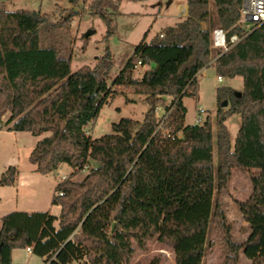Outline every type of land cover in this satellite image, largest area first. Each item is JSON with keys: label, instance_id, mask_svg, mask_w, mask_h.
<instances>
[{"label": "trees", "instance_id": "trees-1", "mask_svg": "<svg viewBox=\"0 0 264 264\" xmlns=\"http://www.w3.org/2000/svg\"><path fill=\"white\" fill-rule=\"evenodd\" d=\"M82 1L106 23V39L112 36L123 0ZM243 2L187 0L188 15L153 41L145 36L111 85V52L97 57L94 67L72 71L69 54L42 45L43 31L70 28L78 12L65 11L53 22L40 11L0 7V130L7 126L41 137L30 155L36 172L51 174L62 165L72 170L54 189L51 203L60 207L58 216L50 211L2 216L0 264H18L13 261L18 248H31L44 264H130L135 245L146 250L155 235L173 250L175 264H204L214 244L223 250V264H241L242 250L249 264H264V24L247 33ZM216 28L228 39L234 34L242 39L223 51L213 45ZM210 64L217 76H241L244 82L240 96L229 86L217 89L215 141L211 117L186 124L183 103L186 96H198V76ZM138 65L151 66L140 80L134 77ZM127 89L147 102L143 121L124 117L111 133L92 138L90 122ZM236 114L241 125L232 143L226 122ZM86 167L87 175L74 180ZM235 167L252 184L250 196L236 201L249 231L242 242L233 238L220 198ZM18 180V168L10 165L0 175V187ZM148 264H161V257Z\"/></svg>", "mask_w": 264, "mask_h": 264}, {"label": "rangeland", "instance_id": "rangeland-1", "mask_svg": "<svg viewBox=\"0 0 264 264\" xmlns=\"http://www.w3.org/2000/svg\"><path fill=\"white\" fill-rule=\"evenodd\" d=\"M186 1L123 0L119 8V14L116 16V32L112 36L107 37V39L106 23L99 16L92 14L89 8V1L84 3L80 0L78 5H74L71 0H0V7L8 11H40L42 14L50 16L53 22L61 19L65 11H67L66 15H68V11L78 12L69 24L70 28H62L58 25L43 31L42 45H55L62 53L69 54L72 58V71L87 65L94 67L97 57L111 52L114 61L111 78L108 80L111 85L113 79L132 56L135 46L145 36H147V41H153L164 29L173 26L176 21L181 20L177 15L178 6ZM89 30L94 32L87 37L86 34ZM150 68L151 66L149 65H138L134 71V77L139 80L142 79ZM198 80V96H186L183 98V103L187 110L185 123H202L209 115L213 122L215 141L216 112L219 105L217 89L218 87L229 86L241 91L244 84L243 78L241 76L235 78L222 77V81H218L215 67L210 64L200 72ZM199 107L204 110L200 115L198 112ZM147 109L148 104L144 97L127 89V94L116 95L102 107L98 117L90 122L88 134L92 138H98L111 133L113 124L124 117H131L142 122ZM158 114L163 116L164 109L160 108ZM9 116L10 114L6 113L3 119L6 121ZM226 124L230 130L232 143H234L237 131L241 125V116L238 114L233 115L228 118ZM164 127L163 129L167 132ZM7 129L8 127L6 126L3 130H0V175L8 166L15 165L19 170V175L30 180V184L28 187H21L18 190L16 186L0 187V195L2 197L0 202V223L3 215L14 211H48L51 206V195L55 193V182L62 179L63 176L69 177L72 172L67 165H62L57 172L51 174L44 175L36 172L35 165L30 162V155L38 137L33 136L29 132H15ZM88 171L89 169L86 167L73 179L82 180ZM251 192L252 184L249 176L241 168H233L229 187L221 193L220 198L228 220L233 226V238L240 242L246 239L249 231L243 228L246 222L236 201L246 200ZM56 212L57 208H52L51 213L55 214ZM216 236L215 224L211 222L209 237L213 239ZM154 256L161 257V264H175L173 250L159 241L157 235L148 240L146 250H141L135 245V253L130 264H148ZM29 257L30 254L23 249L16 252V259L22 261V263ZM33 258L35 261L33 263H43L40 257ZM223 261L224 253L219 244H214L207 249L204 264H223Z\"/></svg>", "mask_w": 264, "mask_h": 264}, {"label": "built area", "instance_id": "built-area-1", "mask_svg": "<svg viewBox=\"0 0 264 264\" xmlns=\"http://www.w3.org/2000/svg\"><path fill=\"white\" fill-rule=\"evenodd\" d=\"M241 12V22L248 30L247 33L252 31L254 28L264 24V0H244ZM179 15L182 17H186L188 15L187 6H183L181 8ZM241 39L242 37L237 34L232 35L228 39L226 32L222 28H216L213 32V45L217 48H221L223 51L228 50L232 45L236 44ZM217 79L218 81H222L221 76H217ZM198 112L199 115L200 113L204 112L203 108L199 107ZM160 127H162L163 129V122ZM65 178L66 176H63L62 179ZM57 195H62V193H57ZM27 250L28 252H32L31 248H27Z\"/></svg>", "mask_w": 264, "mask_h": 264}, {"label": "crops", "instance_id": "crops-1", "mask_svg": "<svg viewBox=\"0 0 264 264\" xmlns=\"http://www.w3.org/2000/svg\"><path fill=\"white\" fill-rule=\"evenodd\" d=\"M183 6H188L187 5V1L185 2V3H182V4H179V6H178V13H177V15H178V17L180 18V19H183L184 17H182V16H180L179 15V12H180V10H181V8L183 7ZM178 21H176L175 22V24L177 23ZM174 24V25H175ZM173 25V26H174ZM41 138L40 137H38L37 138V140H36V143L40 140ZM57 182L58 181H56L55 182V185L57 184ZM29 184H30V180H27V178H23V177H21V175H19V180H18V182L16 183V185H14V186H16V189L18 190V189H20L21 187H28L29 186ZM55 187V186H54ZM55 189V188H54ZM0 197H1V195H0ZM52 197H53V194L51 195V198H50V208L48 209V211H50L51 212V210H52V208H57V212L55 213V215H59L60 214V207L59 206H56V205H52ZM1 200H2V197H1ZM1 200H0V202H1ZM28 212H35L34 210H31V211H28ZM4 216V215H3ZM2 218V217H1ZM0 227H1V223H0ZM20 250V248H18V249H15L14 251H13V261L15 262V263H18V264H36V263H33V262H35L34 261V258L33 257H38V256H36V255H34L32 252H28V250L27 249H23V250H25L26 252H28L29 254H30V257L29 258H26V260L24 261V263H22V261H18L17 259H16V252L17 251H19ZM241 262H242V264H249V263H251V260L250 259H248L245 255H244V252H243V250L241 251ZM42 264H44V263H42Z\"/></svg>", "mask_w": 264, "mask_h": 264}, {"label": "water", "instance_id": "water-1", "mask_svg": "<svg viewBox=\"0 0 264 264\" xmlns=\"http://www.w3.org/2000/svg\"><path fill=\"white\" fill-rule=\"evenodd\" d=\"M187 9H188V6H187ZM93 32H94L93 30H89V31L87 32L86 36L88 37V36L91 35ZM236 94H237L238 96H240V95H241V92H240V91H237ZM227 105H228V101H227V100H225V101L222 102V106L226 107Z\"/></svg>", "mask_w": 264, "mask_h": 264}]
</instances>
